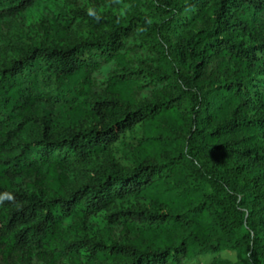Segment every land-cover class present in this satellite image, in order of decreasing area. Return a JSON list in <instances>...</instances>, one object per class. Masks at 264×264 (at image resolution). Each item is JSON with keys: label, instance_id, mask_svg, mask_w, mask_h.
Wrapping results in <instances>:
<instances>
[{"label": "trees", "instance_id": "obj_1", "mask_svg": "<svg viewBox=\"0 0 264 264\" xmlns=\"http://www.w3.org/2000/svg\"><path fill=\"white\" fill-rule=\"evenodd\" d=\"M72 2L0 0L54 35L0 67V264H264V0Z\"/></svg>", "mask_w": 264, "mask_h": 264}, {"label": "rangeland", "instance_id": "obj_2", "mask_svg": "<svg viewBox=\"0 0 264 264\" xmlns=\"http://www.w3.org/2000/svg\"><path fill=\"white\" fill-rule=\"evenodd\" d=\"M69 2H76V0H68ZM72 2V3H73ZM42 9L35 11H28L18 14L13 17L4 18L0 20V67L8 62L11 58L16 57L22 49L29 47L32 43L41 40H53L54 35L52 32H47V21ZM85 29L77 28L69 35L70 40L76 42L83 35ZM19 115L14 118L15 124L21 117H28L25 123L24 131L19 136V139L26 140L33 135H38L41 130V121L39 120L43 114L52 113L59 123L64 120L61 117V108H52L50 104H39L35 106L21 105L18 107ZM107 156H114L123 163H129L131 156L128 147L123 143H115L112 149L108 152ZM92 163H77L74 165L73 173L70 175V180H81L84 174L85 166L91 167ZM221 255L236 259V252L232 250H225ZM211 260L210 255H204L196 258L193 264H207Z\"/></svg>", "mask_w": 264, "mask_h": 264}]
</instances>
